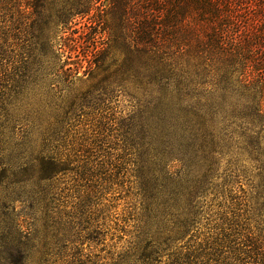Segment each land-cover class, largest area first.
Wrapping results in <instances>:
<instances>
[{
  "label": "rangeland",
  "instance_id": "374dc122",
  "mask_svg": "<svg viewBox=\"0 0 264 264\" xmlns=\"http://www.w3.org/2000/svg\"><path fill=\"white\" fill-rule=\"evenodd\" d=\"M67 1L51 3L62 6ZM81 2H92L91 11L57 26L56 49L41 44L30 60L20 63L13 59L16 52L10 42L3 62L7 71L0 69V264H146L152 252V263L170 264L176 260V249L182 255L191 253L190 264H225L223 256L216 262L199 254L209 253L212 246L216 214L248 195L249 182L239 171H253V166L238 151L239 158L231 154L235 145L227 144L224 129H216L212 139V131L198 125L188 109L177 112L174 136L160 122L170 114L154 111L142 116L150 119L156 136L172 141L153 168L155 178L162 183L171 173L180 178L190 172L197 190L193 207L204 216L198 220L202 225L192 227V238L170 242L161 258L156 252L168 246L162 237L157 245L148 240L145 249L133 248L135 213H128V186L116 187L120 194L115 191L109 164L113 156L129 153V114L133 108H198L193 105L197 101L185 98L180 105L176 98H135L138 92L126 77L113 83V74L127 63L129 46L136 45L129 38L133 29L128 31L109 0ZM43 34L46 41L48 31ZM96 47L104 51L94 55ZM103 57L102 65L96 66ZM166 92L173 95L181 89ZM38 122H43L42 128ZM172 154L181 162L171 164ZM46 156L57 158L63 168L47 181L41 165ZM88 174L94 181L85 196L81 179ZM249 195L256 203V194Z\"/></svg>",
  "mask_w": 264,
  "mask_h": 264
},
{
  "label": "trees",
  "instance_id": "16d2710c",
  "mask_svg": "<svg viewBox=\"0 0 264 264\" xmlns=\"http://www.w3.org/2000/svg\"><path fill=\"white\" fill-rule=\"evenodd\" d=\"M81 1L68 0L56 6L51 0H0V69L7 71L3 62L10 42L16 52L13 59L20 63L23 58L30 60L41 44L56 49L53 35L57 26H66L72 15L91 11L92 2L83 5ZM109 1L115 15L124 18L128 31L133 29L129 38L136 40V45L129 46L127 63L113 74V83L126 77L124 81L138 92L132 97H156L163 102L176 98L180 105L185 98L195 99L197 103L193 105L198 107L133 108L129 114V153L126 157L113 156L109 164L114 169L115 191L120 194L116 187L128 186V213H135L133 248L145 249L148 240L157 245V239L162 237L168 246L156 252L161 258L170 242L192 238V227L200 225L198 220L204 218L193 207L197 190L190 172L180 178L171 173L162 183L155 178L153 168L165 158L163 148L168 150L172 141H166L161 134L156 136L150 119L142 116L154 111L170 114L160 122L164 128H171L167 131L174 136L177 112L188 109L198 125L212 131V139L216 129H224L227 144L235 145L231 154L239 158L238 151L240 158L244 156L253 166V171H239L249 182L248 195L216 214L212 246L209 253L202 250L199 255L216 262L223 256L225 264H264V0ZM47 31L45 41L43 33ZM103 49L96 47L94 55ZM103 62L104 57L97 60L96 66ZM61 70L65 72L63 67ZM57 72L60 74V70ZM174 88L181 92H166ZM37 127L42 128L43 122H38ZM116 146V151L121 152L120 145ZM170 162L176 165L181 160L172 154ZM41 165L45 181L63 171L53 156L42 158ZM81 180L82 193L88 194L94 177L88 174ZM249 194H256L252 196L256 203L250 201ZM203 196L204 191L199 197ZM120 199L115 197L116 201ZM150 248L153 251L154 247ZM180 250H175L176 260L170 264H190L191 253L182 255ZM152 253L146 264H154Z\"/></svg>",
  "mask_w": 264,
  "mask_h": 264
}]
</instances>
